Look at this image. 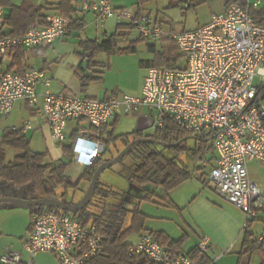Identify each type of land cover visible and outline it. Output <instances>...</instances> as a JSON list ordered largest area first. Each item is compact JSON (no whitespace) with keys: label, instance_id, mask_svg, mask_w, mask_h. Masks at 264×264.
I'll list each match as a JSON object with an SVG mask.
<instances>
[{"label":"built area","instance_id":"1","mask_svg":"<svg viewBox=\"0 0 264 264\" xmlns=\"http://www.w3.org/2000/svg\"><path fill=\"white\" fill-rule=\"evenodd\" d=\"M189 7L192 0H181ZM81 11L94 10L99 19L115 16L120 22H131L138 35L160 41L165 35L159 20L136 8H116L110 0H75ZM259 1L247 6L233 4L222 12L211 14L206 24L191 30L170 33L186 58L182 67H149L139 95L113 92L106 98L81 95L71 90L54 92L52 78L45 70L30 66L23 73L2 68L13 61L17 48L52 45L71 34L69 19L48 12L45 24L35 22L18 34H10L5 25L6 13L0 3V118L8 117L15 104L26 102L42 114V124L58 143L67 139L71 122L78 125V152L85 153V166L93 165L105 150L111 122L121 114L148 111L139 115L138 130L162 127L167 117L191 135H210L217 153L209 179L226 200L247 214L245 226L264 207L262 186L253 181L247 164L264 163V102L254 103L258 88L254 78L264 84V24L251 13ZM78 6V7H77ZM45 88L38 91V84ZM22 134L35 125L27 120ZM244 226V227H245ZM96 224H84L78 216L46 210L31 216L24 247L30 254L27 264H36L34 256L42 250L56 253L61 264H93L103 251L104 240ZM264 240V233L259 241ZM209 236L201 238L199 248L205 251ZM130 254L142 253L159 264H200L186 253L163 245L151 233H145L129 247ZM19 252L1 256V264H20ZM208 264H215L212 260Z\"/></svg>","mask_w":264,"mask_h":264},{"label":"trees","instance_id":"2","mask_svg":"<svg viewBox=\"0 0 264 264\" xmlns=\"http://www.w3.org/2000/svg\"><path fill=\"white\" fill-rule=\"evenodd\" d=\"M74 1L75 0H54L50 5L47 4L48 6L37 5L30 1H24L20 5L10 4L12 6V11L10 16L6 17L5 25L10 34H18L28 29L29 26L35 22L45 24L47 22V13L54 12L50 11L51 9H54L56 13L62 14L69 19L72 29L82 31L84 22L82 18L75 16L78 9L74 6ZM0 3L9 5L8 0H0ZM248 3L247 0H226L225 8L230 7L233 4L247 6ZM180 4L181 0H170L169 7L179 6ZM193 5L194 4L192 3L189 7H183V9L188 10ZM257 7H252L251 13L257 22L264 24V10L257 9ZM133 30H135V27L131 22H120L117 25L116 31L105 41L98 42L91 39L82 40L79 44L81 48L79 54L84 60H89L87 69L92 70L93 67H106L104 62L95 61L94 58L96 54L100 51L108 53H115L117 50L120 51V48L117 46V41L121 38L127 37L130 33L129 31L132 32ZM139 38L146 39L141 35H139ZM134 42H136V40L133 41L130 46L125 47V50L135 51L136 45ZM149 47H154V45H149ZM176 47L178 48L177 44ZM17 49L18 51L15 55L13 65L16 64L20 67L24 53L21 48ZM177 58L176 55L171 53L169 55H163L162 64L164 65L160 66L178 67L175 63ZM144 64L148 68L153 66L159 67L156 66L158 64H154L152 61H146ZM75 71L80 78L82 89L84 91L88 89V86L92 81H99L102 79L101 76H94L93 73L86 76V70H83L81 67L76 68ZM260 102H264V84L258 88V94L254 101L256 104ZM3 134V143L7 146L19 149L21 153L16 155L14 162L6 164L5 149L0 148V184H4L11 189L19 190L27 197L61 198L57 192L58 188L61 186L77 189L79 188L81 181H85L87 186L98 166L104 160H107L102 155V157L96 160L93 165L86 167L78 182L72 184L67 175V169L72 163V160L69 162L60 161L56 163L48 161L46 153L34 152L31 150L30 141L27 139L26 134H22L18 129L8 128L4 130ZM77 135L78 131L76 130L70 137L74 140ZM187 135L191 134L181 129L172 118L167 117L164 125L154 130V133L152 134L145 135L142 130H136L131 133L115 135L114 130L112 129L111 131H108V136L103 138V140L107 145L106 148H108L110 142L116 143L118 140H122L125 146L131 140L143 136H150L165 142H176ZM196 139L198 141L193 149L187 147L185 142L177 147L162 146V149L159 148L161 145L150 143H140L135 145L129 151L128 155L138 159L139 162L136 163L133 168L129 179L140 187L152 183L156 187L161 188L168 195L172 189L189 180L193 176V171L188 170L187 167L179 163L176 160V157L167 156L165 150L169 149L177 154L182 152H192L194 159L198 161L200 156L205 155L210 149V142L212 139L208 134L196 136ZM63 149L66 154L73 156V148L71 144L64 145ZM120 151L121 150L118 149L117 153ZM156 193V190H147L140 198L152 200ZM113 194H120L123 198L120 199V202L114 203L110 206L108 198ZM125 196L126 192L114 190L111 188V185L103 182L100 177L96 184V191L92 200L80 212H67L56 209L55 207L41 206L37 209L30 207L31 216L36 212L41 213L46 210H56L58 212L78 216L80 221L84 224H96L104 238V249L93 259V264H159L148 258L145 254L129 253V247L132 243L128 242L127 239L132 233L144 230L147 215L140 210L139 203H135L131 210L127 208V199ZM168 203L174 205L171 201ZM129 211L131 214L128 222L127 216ZM251 222L244 227L246 230L243 240L245 244H249V250H253L263 245V241L260 242L259 239L256 241L250 240L251 235L248 229ZM151 233H153L163 245L168 246V248L170 247V249L172 248L174 251H176L175 249H180L185 241L184 236L179 239H173L167 235L165 231L161 230L153 231ZM186 254L193 259H197L200 264H208L212 261L206 257L204 251H201L199 246L192 248ZM20 264L27 263L21 262Z\"/></svg>","mask_w":264,"mask_h":264},{"label":"rangeland","instance_id":"3","mask_svg":"<svg viewBox=\"0 0 264 264\" xmlns=\"http://www.w3.org/2000/svg\"><path fill=\"white\" fill-rule=\"evenodd\" d=\"M225 1L226 0H192L194 5L188 10H185L183 9L184 3L182 2L179 6L166 7L168 0H148L146 7L153 9V15H155L157 10H159L160 17L167 20L166 22H159L164 29V32L167 31L168 33H165L160 41H155L149 38L140 39L136 30H133L132 32L129 31L130 33L127 38L122 36L124 38L117 41V46L120 48V51L117 50L115 53H108L104 51L98 52L94 59L99 62H104L106 64V68L105 70L99 69V71H102L99 74L95 73L97 76L103 77V80L94 82L93 85L95 87H102L104 84L106 88L119 94H138L140 92H136V90L141 89L143 86L148 71V67L144 64L146 61L149 60L154 64H158L156 66L165 67L160 66L164 65L162 64L163 55H169L171 53L178 57L175 62L176 65L178 67L184 66L186 64V58L176 47L170 33L191 30L205 24L210 19L213 12L222 11L223 7H225ZM131 7L135 9L136 5H128L123 8ZM260 10H264V0H261ZM107 20H115L118 22V19L115 16L107 18ZM91 30L93 32V28L89 29L86 36H91ZM83 36L85 37V34H83ZM135 40L136 42L134 43L136 45V50H125V47L130 46ZM149 45H154V47H149ZM75 48L76 44L73 43V41H69L68 43L62 42L56 44V46H53V44L49 45L46 49L36 52V56L31 59V63L41 66L46 60L50 65L51 70L56 69L57 73H59V71L70 73L73 69L72 66L74 65V67H78L81 61L80 57L74 53ZM254 85L257 87L263 85L261 77L256 76L254 78ZM72 91L77 92V90ZM145 111L146 110L140 112L141 114H144L147 112ZM139 115L140 114H123L116 124L114 131L115 135H122L138 130ZM24 120H32L35 125L34 129H30L26 132V137L30 141V148L32 151L46 153L47 160L53 161L54 163L60 161H70V158L65 156L66 153L64 152L63 146L69 144L68 140H70L71 137L68 136L66 141L63 143L56 142L51 137L49 130L46 128H38L40 126L38 125L40 115L34 116V114H32V110L25 106L23 102H17L8 117L0 118V148L5 149L6 164L14 162L16 155L20 154L21 151L3 143L2 138L4 130L12 128L14 125L20 126ZM83 122L86 125L89 124L87 120H84ZM72 126H75L74 122L69 125L70 128ZM143 132L145 135L154 133V131L150 128H145ZM197 141L198 140L196 138H190L187 139L185 143L187 147L193 149L195 148ZM106 147L107 145L105 144V148ZM124 147L125 146L122 140H118L116 143L110 142L103 156L105 159H110L114 157V155L118 154V149L122 150ZM159 148L162 149V146H159ZM165 154L169 157H176V160L179 163L187 167L188 170L193 171V176L188 180L189 182H194L196 185L198 183L204 188L208 186L212 187L211 183L208 182V175L211 166H203L200 160L198 163L195 162L192 152H182L177 154L174 151L167 149L165 150ZM205 155L211 164L214 165L215 161L213 160H215V155L217 156L215 149L208 150ZM138 162V159H135L133 156L127 154L120 162L106 168L101 173V180L111 185V188L114 190L126 192L125 198L127 199V208L130 210L133 208L135 203H139L140 210L149 216L146 222L147 226L160 227V225L167 224L174 229L176 235H182L187 230L184 226L183 220H189L191 223L190 211L183 209L184 211L182 210L180 212L177 208L169 205L168 202L170 200V196L174 193L169 192L168 194L170 196H168L161 188L156 187L152 183L146 184L143 187L134 184L129 179V176ZM247 167L250 177L255 174L264 177V163H261V166L257 165L256 167H251L247 165ZM199 177H203V180L206 182L205 185L199 181ZM80 183L82 184L79 185V188L77 189L65 186L59 187L57 190L59 197L64 199L66 202H77L82 199L89 185L86 186L85 181H81ZM147 190L157 191L152 200L140 198ZM178 190L179 189H177V191ZM122 198L123 196L120 194H113L108 198L109 205L112 206V204L120 202V199ZM30 212V207H23L9 202L0 207V258L4 254L18 250L24 255H28L30 259V254L24 247V242L28 233V230L26 229L31 222ZM130 214L131 213L129 211L127 216L128 222ZM259 215L260 211L258 213V216ZM252 229L256 232L257 236L258 233L263 234L264 221L255 220L253 222ZM190 234L191 245H193L192 239L194 234L192 230ZM138 237L139 232H134L127 240L128 242L134 243L138 240ZM34 260L36 264H61L56 253L49 250L37 252L34 256ZM253 260L257 262L255 257Z\"/></svg>","mask_w":264,"mask_h":264},{"label":"crops","instance_id":"4","mask_svg":"<svg viewBox=\"0 0 264 264\" xmlns=\"http://www.w3.org/2000/svg\"><path fill=\"white\" fill-rule=\"evenodd\" d=\"M9 5H4L6 17L10 16L12 11V6L10 4H16L20 5L24 1H30L37 5H47L53 3L54 0H8ZM148 0H110L111 4L116 8H123L124 6L128 5H136V10L139 13H146L150 14L151 16L155 17L157 20L161 22H166V19H162L160 17V11L157 10L155 15H153V9L147 8L146 5ZM249 3H253L255 1H259V5L257 9H260L261 0H247ZM147 3V4H146ZM170 0H168L167 6H169ZM74 6L76 5L75 1L73 2ZM48 6V5H47ZM53 7V6H52ZM76 7V6H75ZM225 10V7H223L222 11ZM50 11L56 12L54 9H51ZM220 11V12H222ZM48 12V11H47ZM46 12V13H47ZM214 13V12H213ZM75 16H78L83 19L84 27L83 30H77L72 29V32L70 35L57 39L53 46L59 43H68L69 41H73V43L76 44V48L74 49V53L77 54L81 61L78 65V67L83 66L85 63V60L80 56L81 48L79 46L80 42L84 39H91L96 40L98 42H102L107 40L115 31L117 28V25L119 24L115 20H102L98 19L97 13L94 10H77ZM209 21V20H208ZM207 21V22H208ZM206 22V23H207ZM205 23V24H206ZM93 28V32L91 30V36L88 37L86 34H88L89 29ZM8 29V28H7ZM165 33H168L167 31ZM85 34V37L83 36ZM127 38V37H126ZM48 46H37L32 48H21L22 52L24 53V57L22 60V64L20 67H18L16 64L13 65V61L15 59V55L18 51L16 49L13 54V61L8 62L6 64L1 65L2 68L10 69L12 71H18V72H24L26 71L30 66H37L45 70V73L47 76L52 78L51 86L52 90L54 92H60L64 90H77L78 94L87 95V96H93L97 98H106L108 95H110L113 91L106 88L103 84L102 87H95L93 84L94 82L99 81H92L88 89L84 91L82 89L81 81L79 76L76 74V68L74 65L72 66V72H60L57 73L56 69L51 70L50 65L45 60L41 66L36 65L35 63H31V59L36 56V52L46 49ZM58 61V59H57ZM97 61V60H95ZM149 61V60H148ZM99 62V61H98ZM88 67V66H87ZM106 67H93L92 70H89L90 73H93L94 76H97L96 74H99L102 71H99V69H104ZM83 69V68H82ZM96 73V74H95ZM88 75V76H89ZM87 76V75H86ZM101 81L103 80V77H101ZM50 86V87H51ZM143 87V86H142ZM141 89L136 90V92L141 93ZM45 86L43 83L38 84V91L42 92L44 90ZM74 92V91H73ZM75 92V93H77ZM133 94V95H139ZM25 104V106L28 107L26 102L20 101ZM29 108V107H28ZM30 109V108H29ZM148 109L146 107H141L139 111L130 113L131 115L141 114L140 111ZM145 111V112H146ZM40 112L33 111L32 114L34 116L40 115V120L38 125H40L38 128H46L48 127L42 124V114H37ZM121 115H118L109 126H107L108 131H111L112 129L115 131L116 124L120 120ZM129 115V114H127ZM25 120L22 122V125L24 124ZM74 122V121H73ZM71 122V123H73ZM70 123V124H71ZM75 126H72L71 128H68L67 138L68 136H71V134L76 131V127L78 125H82L85 127H88L83 121L80 122H74ZM139 124V123H138ZM20 125V126H22ZM17 126V125H14ZM17 126V127H20ZM13 127V126H12ZM115 133V132H114ZM77 136L74 140L70 139L68 140L69 144H71L73 148V156L69 154H65V156L69 157L70 160H72V163L67 169V175L70 178V182L72 184H75L79 181L80 177L84 173L86 166H85V153L78 152V149L80 148L79 145H77ZM210 149H214L212 145V140L210 142ZM195 162H199V160L202 162L203 166H213L209 159H207L206 155L200 156V159L198 161L194 159ZM216 161V155L215 160ZM248 166L256 167L261 166V162L257 160H253L248 162ZM196 169V168H195ZM192 171V170H191ZM253 181L257 182L262 186L263 193H264V177L255 174L252 177H250ZM199 181L206 184V182L203 180V177L198 178ZM208 182L211 183L212 187L209 186L204 188L200 184L197 183L194 184V182H189L188 180L181 183L179 186L175 187L170 191V193H174L170 196V200L174 205H170L172 207L177 208L178 211L189 210L191 214V223L189 220H183L184 226L187 229L182 235H176V232L172 227L169 225H160V227H149L146 225L145 222V228L144 230L139 232V237L141 235L153 232V231H165L167 235H169L173 239H179L184 236V243L180 249H175L178 252L182 253H188L192 248L198 247L200 240L203 236L207 235L209 236V246L204 251L207 258L213 260L215 264H264V240L263 245L261 247H257L253 250H249V244H245L244 240V233L245 230L244 226L247 220V214L245 211H243L241 208H238L235 206L232 202L226 200L224 197L220 195V193L217 191L214 184L210 181L209 175H208ZM207 182V183H208ZM187 183V184H186ZM82 183H80L81 185ZM177 189H179L177 191ZM177 191V192H174ZM169 198V197H167ZM240 209V210H239ZM183 210V211H184ZM244 214V215H243ZM147 215V214H146ZM258 216V215H257ZM31 217V212H30ZM147 215V219H148ZM255 220H263L264 221V208L260 210V215L253 219L251 222V225L249 227V233L251 235L250 240L256 241L259 239L261 234L258 233V236L256 235V232L252 229L253 222ZM152 226V225H151ZM30 223L27 226L26 230H29ZM193 232V239L191 245V234L190 232ZM189 232V233H188ZM189 238V239H188ZM187 241V242H186ZM132 243V242H130ZM168 247V246H167ZM170 248V247H169ZM172 249V248H171ZM14 252H19L22 258V262L27 263L29 260L28 255H24L22 252L15 250ZM255 257V262L253 259ZM1 264V263H0Z\"/></svg>","mask_w":264,"mask_h":264},{"label":"water","instance_id":"5","mask_svg":"<svg viewBox=\"0 0 264 264\" xmlns=\"http://www.w3.org/2000/svg\"><path fill=\"white\" fill-rule=\"evenodd\" d=\"M89 60L86 59L85 63L83 64V70H86V75H89V71L87 70ZM196 138L195 135H187L176 142H165L163 140H159L150 136H143L139 138H135L131 140L125 147L118 152L117 155L114 157L104 160L98 168L95 170L92 179L89 183V186L85 192V195L82 199L78 200L77 202H66L62 198L58 197H40V198H22V197H14V196H1L0 197V207L5 205L6 203H14L23 207H33L37 209L41 206L44 207H55L56 209H60L62 211L67 212H80L84 207H86L90 201L92 200L95 191H96V184L100 179L101 173L106 169L109 168L116 163L120 162L128 153L129 151L137 144L140 143H150L155 145H161L164 147H177L181 143L185 142L187 139Z\"/></svg>","mask_w":264,"mask_h":264},{"label":"flooded vegetation","instance_id":"6","mask_svg":"<svg viewBox=\"0 0 264 264\" xmlns=\"http://www.w3.org/2000/svg\"><path fill=\"white\" fill-rule=\"evenodd\" d=\"M1 196H14V197H22V198H33L30 196H25V194H22L19 190L11 189L8 186H5L4 184H0V197Z\"/></svg>","mask_w":264,"mask_h":264}]
</instances>
